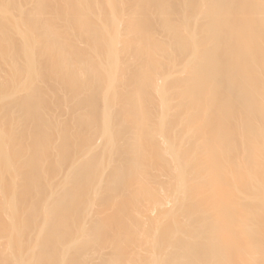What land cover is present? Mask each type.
Wrapping results in <instances>:
<instances>
[{
	"label": "bare ground",
	"instance_id": "obj_1",
	"mask_svg": "<svg viewBox=\"0 0 264 264\" xmlns=\"http://www.w3.org/2000/svg\"><path fill=\"white\" fill-rule=\"evenodd\" d=\"M0 264H264V0H0Z\"/></svg>",
	"mask_w": 264,
	"mask_h": 264
}]
</instances>
